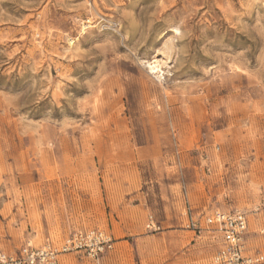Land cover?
<instances>
[{"label": "rangeland", "instance_id": "obj_1", "mask_svg": "<svg viewBox=\"0 0 264 264\" xmlns=\"http://www.w3.org/2000/svg\"><path fill=\"white\" fill-rule=\"evenodd\" d=\"M215 211L264 256V0H0V251L214 264Z\"/></svg>", "mask_w": 264, "mask_h": 264}, {"label": "built area", "instance_id": "obj_2", "mask_svg": "<svg viewBox=\"0 0 264 264\" xmlns=\"http://www.w3.org/2000/svg\"><path fill=\"white\" fill-rule=\"evenodd\" d=\"M193 230L199 228L190 219ZM206 226L214 227L221 234L222 247L214 257V264H264L261 254L247 255L244 248V236L248 222L244 213L239 211H215L204 220ZM150 227V224L147 225ZM112 249V242L102 232L80 230L70 234L59 245L46 240L39 247L28 248L18 254L0 251V264H58V257L70 253L83 254L90 259H97L104 252Z\"/></svg>", "mask_w": 264, "mask_h": 264}, {"label": "bare ground", "instance_id": "obj_3", "mask_svg": "<svg viewBox=\"0 0 264 264\" xmlns=\"http://www.w3.org/2000/svg\"><path fill=\"white\" fill-rule=\"evenodd\" d=\"M155 62V61H154ZM155 65L154 66H151V65H148V69H149V72L151 73V74H157V72H158V68H159V62H155L154 63Z\"/></svg>", "mask_w": 264, "mask_h": 264}, {"label": "crops", "instance_id": "obj_4", "mask_svg": "<svg viewBox=\"0 0 264 264\" xmlns=\"http://www.w3.org/2000/svg\"><path fill=\"white\" fill-rule=\"evenodd\" d=\"M222 239V238H221ZM46 240H49V241H51L50 239H45V241ZM44 241V242H45ZM43 242V243H44ZM52 242V241H51ZM28 246H31V247H34V246H32V244L30 243V242H27V243H25V244H23L22 246H21V248L18 250V252H16V253H13V254H18V253H20V252H22V251H24V250H26L27 248H28ZM36 248V247H35ZM1 252H3V251H1Z\"/></svg>", "mask_w": 264, "mask_h": 264}]
</instances>
